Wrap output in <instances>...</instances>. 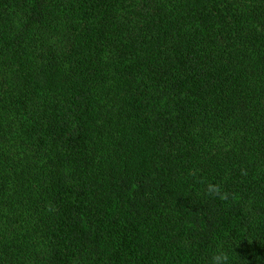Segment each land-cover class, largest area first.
<instances>
[{"label":"trees","instance_id":"trees-1","mask_svg":"<svg viewBox=\"0 0 264 264\" xmlns=\"http://www.w3.org/2000/svg\"><path fill=\"white\" fill-rule=\"evenodd\" d=\"M264 264V0H0V264Z\"/></svg>","mask_w":264,"mask_h":264},{"label":"clouds","instance_id":"clouds-1","mask_svg":"<svg viewBox=\"0 0 264 264\" xmlns=\"http://www.w3.org/2000/svg\"><path fill=\"white\" fill-rule=\"evenodd\" d=\"M229 256L223 251L214 253L209 261V264H228Z\"/></svg>","mask_w":264,"mask_h":264}]
</instances>
